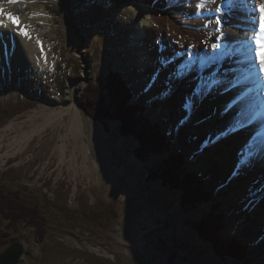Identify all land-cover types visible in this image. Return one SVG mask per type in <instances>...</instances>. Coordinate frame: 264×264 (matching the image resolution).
Wrapping results in <instances>:
<instances>
[{
  "label": "rangeland",
  "instance_id": "obj_1",
  "mask_svg": "<svg viewBox=\"0 0 264 264\" xmlns=\"http://www.w3.org/2000/svg\"><path fill=\"white\" fill-rule=\"evenodd\" d=\"M22 1L26 4L19 5L23 6L25 14L32 7L46 9L48 26L40 20H30L44 31L49 49L47 58L53 65L42 71L24 60L13 67L10 75L0 70L3 102L19 100L25 106L12 110L19 111L12 116L0 111V179L6 194L20 191L28 204L42 209L39 214H43V219L39 217L38 221H45L47 237L38 244L35 228L30 227L26 218L20 220L18 228H8L10 218L6 217L9 212L5 208L6 216L0 213V228L8 234L9 242L0 248V255L18 242L23 250L18 264H246V260L227 256L226 260L221 259V254L220 257L216 255L211 245L199 239L187 223L189 220L196 223L210 212H216L224 216L219 239L235 237L238 247L248 246V259L252 264H264V256L258 255L253 248V239L261 235L260 227L253 229L248 225L255 218L254 214L247 213L245 220L238 219L230 226L232 231L226 232L229 228L226 221L232 213L231 203L218 198L215 192L216 178L224 172L218 169L212 157L204 155L202 149L192 151L194 138L173 122L174 113L169 105H153L155 93L164 88L162 76L158 77L161 82L154 87L155 91L150 96L145 95L152 79L143 76L133 55L130 58L143 43H139V37L125 25L130 18V24L141 29L148 22L137 0ZM134 7L138 14L132 12ZM173 14L179 15L176 11ZM167 43L171 47V43ZM169 55L175 57L170 51ZM112 61L115 70L126 74L134 93L142 96L138 102L147 106L146 116L161 122L160 129L170 136L171 150L165 155L147 163L140 162L134 155V142L89 123L81 112L78 104L92 80V70L101 71ZM58 64L67 67V74L62 78L57 73L54 81L52 75ZM239 67L245 68L242 64ZM175 72L171 71V76ZM67 77L71 81H67ZM54 87L57 88L54 90ZM234 97L230 93L226 101L219 99V108L226 107ZM75 104L85 123L89 147L88 160L77 150L78 166L63 163L56 150L62 136L70 134L67 108ZM204 109L206 113L212 112ZM195 116L203 117V112L199 110ZM227 121L225 114L220 124ZM211 133L210 129L207 139ZM29 136H32L31 141L21 152L6 155L11 152L12 143ZM72 139L71 135L70 143H66L68 158L74 150ZM209 141L219 146L220 142L214 141L213 137ZM172 151H181L186 156L187 167L201 182L200 191L211 193L209 203L197 204V209L193 210L191 198L183 200L180 193L164 188L159 182H150L148 169L158 168ZM235 152L239 150H231L232 155ZM197 154L200 156L196 157ZM237 177L226 175L224 179L233 181V191L242 181V177ZM257 179L250 182L249 192L257 186ZM221 183L222 188L224 184ZM237 205L247 207L241 201ZM149 236L152 238L147 239ZM160 239L169 249L173 248L176 255L161 251Z\"/></svg>",
  "mask_w": 264,
  "mask_h": 264
},
{
  "label": "bare ground",
  "instance_id": "obj_2",
  "mask_svg": "<svg viewBox=\"0 0 264 264\" xmlns=\"http://www.w3.org/2000/svg\"><path fill=\"white\" fill-rule=\"evenodd\" d=\"M224 1L226 0H137L141 9L145 11L148 22L141 29L135 24H130L131 18L126 20L125 25L139 37L138 42L143 43L139 44L136 52H133L135 54H131L130 58L132 55L135 57L136 66L148 80L156 78L162 71L164 88L155 93L153 105L160 107L164 104L169 105L174 113L173 122L178 123L182 132L192 134L194 138L192 151L202 149L204 155L212 157L217 162L218 169L224 174L216 178L215 192L218 198H225L231 203L232 210L230 219L226 221L229 227L226 232L232 231L230 226L238 219L245 220L247 213L254 214L255 218L248 225L253 229L260 227L261 235L253 239V248L258 255L264 256V180H262L264 138H255L260 130H264V64L261 63L264 57V12L260 10L264 0H235L234 13L223 18V25L226 26L223 34L233 47L230 57L218 59L212 68L207 66L205 75H202L191 62L193 58L202 54V51L209 50L221 36L217 32V27L222 24L216 23L218 19L216 9ZM22 7L15 0H0V70L5 74L10 73L15 65L24 60L42 71L53 65L47 58L49 49L45 45L44 31L38 30L35 22L30 20V18L40 20L48 26L46 9L32 7V10L25 14ZM131 10L138 14L136 7ZM174 11L179 15L173 14ZM204 41H207V46ZM167 42L171 43V47H168ZM160 44L166 46L165 51L160 50ZM169 51L175 57L170 56ZM173 58L175 62H172ZM166 62L172 64L164 69L163 65ZM240 64L245 67L243 70L241 66L239 67ZM183 65H190L193 69L190 74L180 79L178 75L183 72L181 69ZM173 70H176V73L171 76ZM230 70H234L233 73ZM215 71L220 73L213 78L212 73ZM210 78L217 81L215 90L209 94L196 96L201 79L206 81ZM220 83L222 88L219 86ZM170 91L172 94L169 96ZM230 93L235 97L227 101L226 107L219 108V99L222 102L226 101L225 98ZM204 107L212 112L206 113ZM215 108L218 110L215 111ZM199 110L203 112V117L195 116ZM67 112L70 122L67 128L70 134L62 136L56 150L60 152L63 163L71 162L78 166L77 150L82 151L81 154L83 153L85 160H88L89 147L86 142L85 123L76 104L67 108ZM225 114L228 121L221 125ZM253 118H257L256 121L244 127L245 129L242 128L244 131L240 134L222 140L221 135L226 133L227 129H239L253 121ZM260 126L263 127L259 129ZM210 129L212 133L209 139L213 137L214 141L218 140L220 142L218 147L214 146L215 142L207 139L206 134ZM71 135L74 150L68 158L66 155L69 149L66 143H70ZM31 138L32 136H29L25 140L12 143L11 152L8 151L6 155L9 157L21 152ZM255 142L259 147L254 150L250 162L245 165L242 160L251 150V143ZM221 149L223 150L220 151ZM237 149L239 152L232 155L231 150ZM240 153L245 155L240 157ZM199 156L200 154L196 155ZM238 158H241V161ZM226 175L242 177L235 191L232 188V180H224ZM253 179H257L258 184L249 192V184ZM221 182L224 184L222 188ZM238 201L247 207H239Z\"/></svg>",
  "mask_w": 264,
  "mask_h": 264
},
{
  "label": "trees",
  "instance_id": "obj_3",
  "mask_svg": "<svg viewBox=\"0 0 264 264\" xmlns=\"http://www.w3.org/2000/svg\"><path fill=\"white\" fill-rule=\"evenodd\" d=\"M89 60L92 61V56ZM113 64L107 62L103 70H94L92 80L80 98V110L89 123L99 125L107 133H118L122 138L134 142V155L140 162L147 163L163 154L170 147V140L160 129L159 122L151 121L144 115L145 106L130 103L134 96L131 86L120 72L114 70ZM58 73L65 78L67 67L59 65ZM3 101L5 100L0 94V111L8 116L19 112L12 110L25 108L19 100L14 103L8 99ZM149 174L150 179L161 182L164 188L180 193L183 200L191 198L193 210L197 209L195 205L210 201L211 195L200 191V180L187 171L185 155L182 153H172L164 166L158 170L149 169ZM2 183L0 179V213L5 215V208L8 210L9 216H5L13 221L10 226L19 227L20 220L26 218L30 227L35 228L38 243H43L47 237V225L45 221H38L39 217L43 219V214H39L42 209L28 204L20 191L6 194ZM219 218V215L212 213L196 223L192 220L187 223L199 239L211 245L216 255L220 257L221 254V259L226 260L227 256L235 260H246V245L238 247L239 242L236 240L230 242L219 239L222 226ZM8 242V234L0 228V248Z\"/></svg>",
  "mask_w": 264,
  "mask_h": 264
},
{
  "label": "water",
  "instance_id": "obj_4",
  "mask_svg": "<svg viewBox=\"0 0 264 264\" xmlns=\"http://www.w3.org/2000/svg\"><path fill=\"white\" fill-rule=\"evenodd\" d=\"M86 216V214H83ZM87 217V216H86ZM159 249L165 254H168L169 248L165 245L162 239L159 240ZM173 251V248L171 249ZM23 254V250L19 243H14L0 255V264H18ZM174 255L176 253L174 252Z\"/></svg>",
  "mask_w": 264,
  "mask_h": 264
},
{
  "label": "snow or ice",
  "instance_id": "obj_5",
  "mask_svg": "<svg viewBox=\"0 0 264 264\" xmlns=\"http://www.w3.org/2000/svg\"><path fill=\"white\" fill-rule=\"evenodd\" d=\"M197 7H199V5ZM260 10H261V12H264V5H261V9ZM216 23L219 25L221 23V21L219 19H217ZM205 27H207V26H205ZM203 43L205 44V46H207V41H204ZM217 47H218V45L216 43L212 44V49L213 50H215ZM261 63L264 64V57H262Z\"/></svg>",
  "mask_w": 264,
  "mask_h": 264
},
{
  "label": "flooded vegetation",
  "instance_id": "obj_6",
  "mask_svg": "<svg viewBox=\"0 0 264 264\" xmlns=\"http://www.w3.org/2000/svg\"><path fill=\"white\" fill-rule=\"evenodd\" d=\"M169 250H170L169 252H170V253H173V255H174V250H173V251H172L171 249H169ZM169 252H168V253H169Z\"/></svg>",
  "mask_w": 264,
  "mask_h": 264
}]
</instances>
